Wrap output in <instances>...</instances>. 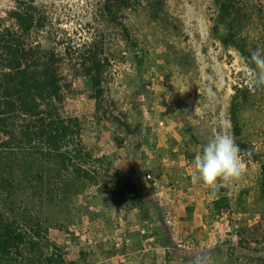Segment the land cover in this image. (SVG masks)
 Wrapping results in <instances>:
<instances>
[{"label": "rangeland", "instance_id": "374dc122", "mask_svg": "<svg viewBox=\"0 0 264 264\" xmlns=\"http://www.w3.org/2000/svg\"><path fill=\"white\" fill-rule=\"evenodd\" d=\"M25 2L44 17L25 40L60 59L59 114L78 119L83 144L67 168L39 147L0 163V209L46 237L28 264H190L201 251L216 264H264V90L250 92L237 55L264 47V0H232L240 47L222 43L215 0H138L111 12L104 0ZM14 3L0 0L1 26L16 28ZM224 131L247 153L246 175L209 198L191 162Z\"/></svg>", "mask_w": 264, "mask_h": 264}, {"label": "trees", "instance_id": "16d2710c", "mask_svg": "<svg viewBox=\"0 0 264 264\" xmlns=\"http://www.w3.org/2000/svg\"><path fill=\"white\" fill-rule=\"evenodd\" d=\"M133 1L138 0H104V5L111 12L115 7L129 8ZM215 3L218 20L225 27L222 43L238 47V13L232 0H215ZM14 4L8 17L16 28L0 25V163L9 167L11 155H24L30 148L39 147L40 152L57 156L61 166L67 168V160L83 155V144L78 119H63L59 114V106L64 101L63 81L57 71L60 59L54 52L27 44L25 37L33 28L44 26V17L25 0H15ZM240 52L246 54L244 49ZM87 72L99 102L100 62L93 59ZM231 118L234 132L238 133L239 122L234 110ZM2 153L7 156L1 157ZM21 166L32 169L26 165V156ZM81 168L75 166L74 172L79 173ZM5 180L0 177V181L7 183ZM9 181L12 186L13 180ZM260 193L264 198V164ZM35 226L38 231L28 220H16L13 214H5L0 209V264H28V254L34 249L40 250V240L46 239L40 237L39 225Z\"/></svg>", "mask_w": 264, "mask_h": 264}, {"label": "clouds", "instance_id": "9594fccd", "mask_svg": "<svg viewBox=\"0 0 264 264\" xmlns=\"http://www.w3.org/2000/svg\"><path fill=\"white\" fill-rule=\"evenodd\" d=\"M237 55L249 82L250 92L264 90V47L252 50L250 57L239 52ZM246 155L231 133H217L202 145L200 154L191 162V181L193 184L202 183L208 190L209 198H215L223 183L239 182L245 177ZM190 264H216V261L209 251H201Z\"/></svg>", "mask_w": 264, "mask_h": 264}]
</instances>
